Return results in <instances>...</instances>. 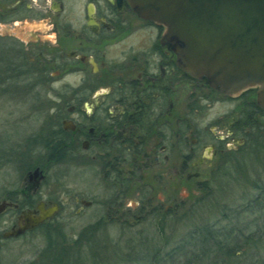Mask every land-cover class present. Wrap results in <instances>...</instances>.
<instances>
[{
	"label": "flooded vegetation",
	"instance_id": "obj_1",
	"mask_svg": "<svg viewBox=\"0 0 264 264\" xmlns=\"http://www.w3.org/2000/svg\"><path fill=\"white\" fill-rule=\"evenodd\" d=\"M0 27V99L33 100L28 118L14 123L39 119L40 100H50L45 125L0 151V167L16 164L22 177L17 189L0 190V243L31 231L5 237L22 212L56 205L51 220L64 209L67 190L42 193L60 181H49L52 168L94 166L115 191L113 205L124 206L136 187L147 206L153 184L212 177L264 119L255 90L229 97L186 73L165 28L128 0H0ZM217 104L228 110L215 116ZM45 144L61 163L41 166ZM72 201L76 213L93 205Z\"/></svg>",
	"mask_w": 264,
	"mask_h": 264
},
{
	"label": "trees",
	"instance_id": "obj_2",
	"mask_svg": "<svg viewBox=\"0 0 264 264\" xmlns=\"http://www.w3.org/2000/svg\"><path fill=\"white\" fill-rule=\"evenodd\" d=\"M262 123L251 126L246 145L238 152L227 153L228 160L213 175L212 184L218 190H221L218 181L229 179L243 181L248 192L254 191L253 195L247 193L250 195L247 201L236 209L220 207L218 202L214 206L211 199L216 191L208 181L197 187L202 197L185 215L189 229L178 239L165 236L164 231L166 223L171 222L182 223L180 225L184 228L182 217L176 212L178 207L168 210H163L162 206L153 207L152 201L145 197L147 206L140 202V207L132 211L114 205L113 211L108 210L105 217L84 226L74 235L65 231L56 216L22 236L38 233L44 242L35 257L23 264H264V178L257 172L259 166L264 171V119ZM44 147L47 162L41 166L51 167L63 161V154L53 152L47 144ZM241 157H248V161L252 159L253 164L244 165ZM114 201L110 199L107 203L112 207ZM132 212L139 215L136 218L138 223L154 219L158 233L141 231L137 236L126 238L121 245L125 229H132L124 220ZM211 217L213 222H209ZM115 219L122 223L117 224L120 227L119 240L109 232Z\"/></svg>",
	"mask_w": 264,
	"mask_h": 264
},
{
	"label": "water",
	"instance_id": "obj_3",
	"mask_svg": "<svg viewBox=\"0 0 264 264\" xmlns=\"http://www.w3.org/2000/svg\"><path fill=\"white\" fill-rule=\"evenodd\" d=\"M128 1L140 18L165 28L186 73L229 97L255 90L256 105L264 111V0ZM58 212L56 205L22 212L5 237L21 236Z\"/></svg>",
	"mask_w": 264,
	"mask_h": 264
},
{
	"label": "rangeland",
	"instance_id": "obj_4",
	"mask_svg": "<svg viewBox=\"0 0 264 264\" xmlns=\"http://www.w3.org/2000/svg\"><path fill=\"white\" fill-rule=\"evenodd\" d=\"M2 33L3 28L0 27V34ZM251 91L253 90H249L248 92ZM40 101V107L43 112L39 119H36L37 116H35L34 120V116L32 115L30 116L29 120L15 124L14 120L16 119L21 121L24 118H28V114L30 112L28 110L33 108V100L20 101L0 99V151L3 149V146L10 145V147H12L13 140L17 141L18 139L23 138L24 135L29 134L28 132L35 131L41 126L45 125L49 112L48 110L47 112L44 111V109L49 107L50 100L48 98H42ZM225 110H228V108L217 104L213 108L212 114L217 116L223 113ZM23 111H25L24 114H22ZM43 154L44 150L42 151L41 155ZM0 155H3V153L0 152ZM241 160L245 162L244 165L246 166L253 164L252 159H249L248 161V157H241ZM65 166L66 165H60L59 167L52 168L47 172L49 181L51 177H58L60 178V181L55 182L53 179H51L49 185L43 188L42 193L46 195H59L57 193H61L62 188L67 190V192L64 191L62 196H59L66 201H64V209L61 210L56 219L58 222L64 225L65 231L69 235H74L84 226L95 222L101 217H105L108 210L113 211L115 209L114 205L111 207V205L107 203L110 199L113 200L115 198V191L113 188H111V186H109V182H106L102 179L101 174L98 173L94 166H88L82 170H78L73 166L68 169V171L66 170ZM17 167L18 165L16 164L9 166L3 165L0 167V190L13 188L17 189L21 185V170H17ZM249 169H251L250 166ZM257 172H259L258 176L263 179L264 171L262 166L257 168ZM210 176L211 175L209 174L207 178L181 181V183H178V180L169 179L165 180L163 184L155 185L153 184V181H150L154 186V190L150 196L145 197L152 199L153 207L162 206L163 210L175 209V206L178 207L176 211L177 215L182 217L181 222L185 224L187 223V218L185 215L189 214L190 207L194 204H197L196 201L202 197V192L197 190V187L200 183L209 181L212 189L216 191L211 199V203L214 206H217L214 203L218 202L220 207L225 206L229 209H236L238 205L240 206L241 204L245 203L249 196L254 194V191L248 192L247 184L243 181L236 182L229 179L219 180L218 184H220L221 190H218L216 185H214V183L212 184V181H214V176ZM252 177H255L254 174ZM57 183L60 185V187L58 186L59 190H56L55 187ZM61 185L63 187H61ZM136 189L137 188L135 187L132 192L127 195L126 200L123 202L124 209H134L135 207L139 206L138 204L141 201L139 199L140 192ZM247 193L251 194L247 196ZM76 195L83 199L93 201V205L91 207H84L83 210H81L79 213H76L78 206L74 207V201H72ZM207 205L208 203H206L205 207ZM212 211L215 212L214 209H212ZM132 213L133 214H130V216L127 215L124 219L130 224L132 229H125V238L121 239V245H124L126 238L130 236H137V233L141 231L146 230L148 232L154 233L155 235L158 233V226L154 219L149 220L146 223H138L136 218L137 216L139 217V215H136L134 212ZM197 216L198 215H196V218ZM116 220L117 219H115V224L109 231L110 236L114 237L115 239L121 237L119 232L120 227H117V224H122ZM196 221L199 222L198 218ZM213 221L214 218H209V222ZM177 222L180 221L178 220ZM180 224L182 223H166V227H164L165 236H172L174 239L180 238V236H182L184 232L189 229L188 225L186 226V224H183L184 228H182ZM43 244V239L38 236V233L31 235L28 234L20 239L2 241L0 243V262L5 264H23L24 262H28L32 260L33 257H35L38 249L41 248ZM124 251L126 252V249Z\"/></svg>",
	"mask_w": 264,
	"mask_h": 264
}]
</instances>
